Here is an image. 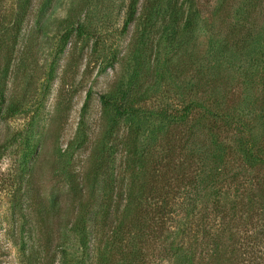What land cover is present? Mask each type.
<instances>
[{"label": "rangeland", "instance_id": "obj_1", "mask_svg": "<svg viewBox=\"0 0 264 264\" xmlns=\"http://www.w3.org/2000/svg\"><path fill=\"white\" fill-rule=\"evenodd\" d=\"M128 1L49 0L44 5V0H31V7L18 37L16 53L12 58V73L4 89L5 109L0 110V143L11 140L5 157L0 161V264H26L27 257L20 249L23 240L28 245L39 238L45 243L52 240V237L58 238V234H54L55 228L64 230L73 218L74 202L67 194L71 176L81 178L96 139L104 126H109L108 119L104 117L101 94L112 85L115 86V83L118 84L119 80H127L128 74H131V70L127 71L128 56L134 51L133 47L138 46V41H142L135 39L137 21L126 23ZM19 2L20 0H0V35L6 27H10L12 13ZM200 3L203 7L201 28L197 32V39L186 45L184 50L174 55L163 46L156 52V40L153 48L148 45L150 48L146 50L145 58L150 70L145 65L143 73L138 76V83L150 85L152 76L149 72L154 70L152 66L155 64L158 65L162 78L145 95L139 91L140 94L136 97L142 108L179 109L183 105L179 102L180 98L184 97L187 101L192 99L196 89L205 98L213 91L212 85L198 84L200 75L195 71L197 64L194 62L208 53L209 38L220 37L231 45L236 38L240 42L242 38L245 39L248 32H263L264 0H253L254 5L251 0H200ZM216 5L221 7L213 15ZM42 6L44 10L41 14ZM67 20L69 25L74 24V29L65 40L63 36L68 30L65 28ZM78 22L84 25V34L77 30ZM5 35L4 38L12 34L9 32L6 37ZM155 35L158 37V33ZM243 48L241 47L242 52ZM6 51V44L0 46L1 55H6ZM241 63L245 65L244 57ZM203 71L206 81L213 78L212 82L216 84L219 96L230 97L224 107L235 104L234 96L250 93L256 98L257 113H264V83H259V78L254 83H249L246 75L225 64L221 65L215 77H211L209 70ZM118 87L121 88L120 85ZM15 100H18L19 108L10 115L6 110ZM113 114L114 111L108 112L110 120ZM190 124L178 127L175 132L186 131ZM201 124L202 122L196 124L195 128H199ZM249 124L253 126L257 142L264 146V127L254 119H250ZM126 127L124 121L117 125L116 129H120L119 136L118 133L115 134L109 145L118 142ZM233 136L230 133L223 134L224 139L230 143H234ZM29 137L33 152L26 160L32 165V169L24 173L23 181L19 183V164L25 156L26 138ZM199 138L198 141H205L206 136ZM189 139L197 141L192 135ZM70 147L72 157L66 156L65 152ZM178 155L181 159V152ZM183 156H187V153ZM187 159H190L189 152ZM231 160L233 161L232 157ZM248 174L257 177L254 192L249 193L248 184L240 188L242 193H235L233 190L231 195L222 198L225 207H222V212L216 213L212 195L203 200L207 207L210 206L207 221L208 246H214L215 249L217 236L221 235L220 249L206 260L207 264H264V168L249 170L239 178V182ZM19 184H22L21 187ZM173 184L176 183L173 181ZM237 186L239 183L235 182L234 187ZM236 195L243 196L244 201ZM251 197L256 198L261 205L253 202ZM53 199L58 204L52 205L50 201ZM181 199L178 196L177 200ZM41 202L48 205V213L39 214L38 206ZM60 206L64 210L60 219H57L54 208ZM176 214L166 224L168 228L177 225ZM160 221L158 219L157 225L152 228L156 231V236L150 237L145 246L144 264H173L171 252H165L164 234L159 233L163 228L159 225ZM191 230L199 233L201 241L202 231L195 221ZM189 235L184 237L185 241L190 242L188 237L194 239L192 234ZM63 238L59 241L62 242ZM68 238L66 236V241H69ZM196 245L201 251L202 246ZM40 256L44 258L40 264H52L51 260L55 257V264H59L60 258L71 257V250L64 254L53 250L48 253L46 249L42 251L41 247ZM119 259L120 256H116L115 261L118 262ZM86 264H91L88 259Z\"/></svg>", "mask_w": 264, "mask_h": 264}, {"label": "trees", "instance_id": "obj_2", "mask_svg": "<svg viewBox=\"0 0 264 264\" xmlns=\"http://www.w3.org/2000/svg\"><path fill=\"white\" fill-rule=\"evenodd\" d=\"M48 2L49 0H44V5ZM30 5L31 0H20L12 13L10 27H6L0 35L3 37L0 46L6 44L7 49L6 55L0 54L1 111L5 109L4 89L12 73V58ZM219 6L214 7L213 15L219 11ZM202 9L200 0L128 1L126 23L137 21L135 39L142 40L138 41V46L135 45L134 51L128 56L127 71L131 70V74H128L127 80H119L118 84L115 83V86L112 85L101 94L104 117L108 119L109 126L105 125L96 139L81 178L71 176L67 194L74 202L73 218L64 230L55 228L54 234H58V238L52 237L46 243L39 238L28 245L23 240L20 249L27 257L26 264H40L41 259L44 260L40 256L41 247L42 251L46 249L49 253L53 250L59 254L70 249L71 257L60 258L59 264H86L87 259L91 264H144L145 246L150 237L156 236V231L152 228L157 225L158 219L161 220L159 225L163 227L159 233L164 234L165 252H171L173 264H207L206 260L220 249L219 234L217 242L213 240L215 249L207 244L210 206L207 207L203 200L212 195L216 213H220L224 210L222 198L231 195L233 190L235 193H242L240 188L248 184L249 193L254 192L257 187L255 175L248 174L240 182L239 178L249 170L264 168V146L257 142L253 126L249 124V120L254 119L264 127V113H257L256 98L250 93L234 96L235 104L224 107L230 97L219 96L216 84L212 82L213 78L206 81L203 70H209L211 77H215L221 65L225 64L246 75L249 83H254L257 78L259 83H264V29L257 34L248 32L245 39L242 38L240 42L236 38L231 45L220 37L209 38L208 53L194 62L197 64L194 66L195 71L200 75L198 84L212 85L213 91L205 98L196 89L192 99L187 101L184 97L180 98L179 102L183 105L179 109L154 110L142 108L136 97L140 90L145 95L162 78L159 75L161 71L155 64L152 66L154 70L149 72L152 76L150 85L138 83V76L143 73L147 64L145 52L150 48L148 45L153 48L156 40V52L163 46L168 52L177 55L197 39V32L203 22ZM43 10L44 6L40 9L41 14ZM69 23L67 20L65 28L68 30L63 36L65 40L74 29V24ZM76 26L84 34V25L78 22ZM9 32L12 35L6 37ZM155 33H158V37ZM261 41L263 44L260 45ZM241 47H244L245 53L241 51ZM242 57L246 60L245 65L241 63ZM146 66L147 69L150 68L149 64ZM117 85L121 88H117ZM17 101L8 105V114L18 110ZM112 111L114 114L110 120L108 112ZM121 121L127 126L125 133L118 142L109 145L115 134L118 133L119 136L120 129L116 128ZM201 122L196 129V124ZM189 124L190 128L186 131L175 132L178 127H187ZM224 133L234 135V143L224 139ZM191 135L197 141H190ZM204 135L205 141H198ZM10 144V139L0 143V161L5 157ZM32 148L31 138H26L25 156L19 164V183L23 181L24 173L32 169V165L26 160L33 152ZM65 152L66 156H71V147ZM178 152H181V159ZM184 153L187 156H183ZM246 181L248 182L244 184ZM235 182L239 183L236 188ZM178 196L182 198L181 201L177 200ZM238 196L244 201L243 196ZM251 199L258 202L254 197ZM55 201L53 199L50 202L52 205L58 204ZM258 205L261 204L258 202ZM47 207L43 202L39 203V214L48 213ZM262 209L264 210V201ZM63 210V206L54 208L55 218L60 219ZM152 212L154 213L150 216ZM174 214L178 216L175 220L177 225L168 228L166 224L174 218ZM193 221L202 231L201 241L199 233L191 230ZM189 234L194 237H188L190 242L184 238ZM262 235L264 238V232ZM66 236L70 238L69 241H66ZM60 238H63L62 242L59 241ZM196 244L202 246L201 251ZM116 256H120L118 262L115 261ZM56 259L51 260L52 264H55Z\"/></svg>", "mask_w": 264, "mask_h": 264}]
</instances>
